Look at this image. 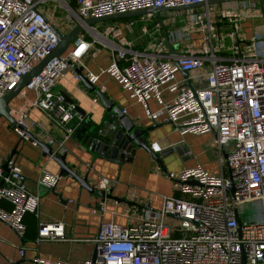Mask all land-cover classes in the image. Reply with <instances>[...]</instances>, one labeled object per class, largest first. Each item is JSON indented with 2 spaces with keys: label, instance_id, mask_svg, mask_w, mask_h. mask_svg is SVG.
I'll use <instances>...</instances> for the list:
<instances>
[{
  "label": "built area",
  "instance_id": "1",
  "mask_svg": "<svg viewBox=\"0 0 264 264\" xmlns=\"http://www.w3.org/2000/svg\"><path fill=\"white\" fill-rule=\"evenodd\" d=\"M70 1L0 0V97L57 44L47 23L55 27L54 11L49 12L41 5L52 2L54 6H63L70 21L77 23L88 17L208 0H73L74 8ZM204 17L210 38L219 37L217 31L213 32L209 6L193 13L181 29L195 28ZM94 29L93 25L86 27L60 58H51L23 87L20 92L32 91L33 99L10 106L14 132L21 139H30L24 131H29L31 126L28 119L31 107L53 115L60 125H65V137L84 122L86 113L57 83L72 69L68 59L78 63L94 47L99 39ZM119 33L115 32L112 37ZM175 33L186 37L179 31ZM166 35L171 42V32ZM229 36L232 44L236 40L245 43L241 32H232ZM103 43L112 49V55L101 73L113 78L139 102L147 118L171 123L181 135L212 133V145L219 150L221 169L214 173L196 163L169 171L166 176L180 195H161L158 210L131 208L127 213L131 221L125 226L100 222L95 236L86 239L94 243L95 256L81 264H242L243 256L244 264H264V38L257 40L253 36L243 51L230 57L219 55L216 47L211 46L200 52L188 47L170 55L166 46L138 50L110 39ZM203 68H206L203 75L190 77V72ZM182 71L188 72V76L184 77ZM85 76L92 84L99 78V74L93 73ZM74 79L80 80L76 72ZM187 79L190 85L186 84ZM192 80L200 82L199 85L193 86ZM151 100L158 106L154 111L149 107ZM93 101L97 102L98 98ZM228 144L232 148L226 151ZM6 162L7 171L0 164V221L22 237L26 229L24 216L37 214L40 196L28 189L21 167L11 158ZM223 165L227 167V174ZM59 179V174L44 170L39 187L52 190ZM110 182L109 178L99 175L93 188L105 190ZM3 201L8 204L7 208L1 205ZM247 202L257 206L262 219L243 221L240 218L238 208ZM99 209L103 211L104 207L99 204ZM166 217L177 222L167 225ZM41 240H67L64 223L40 222L35 242ZM19 252L22 255L24 251ZM33 261L71 264L63 259L41 257Z\"/></svg>",
  "mask_w": 264,
  "mask_h": 264
},
{
  "label": "crops",
  "instance_id": "2",
  "mask_svg": "<svg viewBox=\"0 0 264 264\" xmlns=\"http://www.w3.org/2000/svg\"><path fill=\"white\" fill-rule=\"evenodd\" d=\"M241 33L246 43L248 40L246 33L243 31ZM102 37L118 41L112 36ZM86 38L89 36L87 35ZM232 43L230 38L227 45L221 44L220 48L216 47V52L230 57L235 52L243 51L245 43L237 42V40L234 44ZM103 44V40L97 39L94 47L77 64L82 65L84 74H99L94 84L96 88L104 92L107 98L122 111L124 109V114L133 119L138 126L149 127L145 135L152 148L159 153L160 164L147 152L139 150L131 162L118 166L97 152L91 151L77 139L74 131L82 125L65 137V125H60L53 115H48L35 107L28 110V119L31 123L29 131L39 140L51 141L55 154L65 153L66 163L80 176L87 175V180L92 187L97 176H105L111 181L109 188L112 196L135 202L141 207L110 198H106L102 203L95 193H89L70 175H61L54 191L39 187V179L44 170L59 174L58 163L48 155H43L42 149L37 144H33L31 139H21L14 132L13 124L4 117H0V164L5 163L12 155L11 159L22 169L28 189L31 192H37L40 196L38 212L33 216L35 222L32 221L31 216L27 217L26 229L22 237L0 221V264H36L33 261L35 257L63 259L71 264H81L94 252V243L86 239L95 236L100 222L125 226L131 221L127 216L131 208L158 210L161 207V195H180L173 189L171 180L166 176L169 171H177L196 163L214 173H218L221 169L219 150L212 145V133L181 135L171 123L147 118L139 102L131 98L113 78L101 73V70L109 64L112 55V49ZM134 49L144 50V48L135 47ZM181 51L185 49L181 48ZM177 52L180 51L177 50ZM205 71L206 68H203L190 72L189 75L190 77L203 75ZM194 83L199 85L200 82L194 81ZM57 87L86 113L85 120L88 117L94 120L105 117L106 111L98 96L89 92L80 80L74 79L72 69L66 71L59 79ZM33 97L32 91L20 92L10 101L9 106H18ZM95 97L98 98L97 102L93 101ZM149 107L153 111L158 108L153 100L149 101ZM226 169L227 167L223 165L224 173L228 172ZM99 204L104 207L103 211L99 209ZM1 205L8 207L4 201ZM94 209L97 211L94 212ZM60 221L64 223L67 240L35 242L40 222ZM20 249L24 251L22 255L19 252Z\"/></svg>",
  "mask_w": 264,
  "mask_h": 264
},
{
  "label": "water",
  "instance_id": "3",
  "mask_svg": "<svg viewBox=\"0 0 264 264\" xmlns=\"http://www.w3.org/2000/svg\"><path fill=\"white\" fill-rule=\"evenodd\" d=\"M228 1H238V0H208L205 3H196L185 6L178 7H152L149 9H144L134 12H126L120 14H113L109 16L102 17H88L82 20V22H77L76 25L70 29L68 32H60L51 23L47 21L52 31L54 32L57 44L54 49L40 59L28 72L23 74L18 83L10 90H8L2 97H0V117H4L11 124H14V119L10 115V101L15 98L23 87L29 83L34 76H36L43 66L53 57L60 58L72 45V43L77 39V36L86 28L104 20H112L123 17H131L138 15H145L148 13L159 14L161 11L168 10H182V9H192L197 7H206L210 4L222 3ZM262 11L264 13V0H258ZM164 42L170 55L176 54V50L172 47L165 30H163ZM68 64H72V69L79 76L82 84L87 88L89 92H93L99 98V101L105 108L106 114L102 119L94 120L90 117L87 118L82 123V126L74 131V135L78 140H81L83 145L89 148L91 151L97 152L99 155L105 157L108 161L116 163L118 166L125 162H131L134 156L139 150L147 152L152 159L160 164V156L151 146L145 133L149 127L138 126L133 119L128 117L124 112L114 105V102L109 100L104 92L96 88L92 84L85 74L82 72V65L73 63L72 60L68 59ZM184 77L188 76V72L182 71ZM186 84L190 85L189 79L186 80ZM29 138L34 141L41 149L43 155H48L53 160H55L59 165V175H70L74 177L82 187H84L89 193H95L101 202H104L106 198L114 199L117 201H124L131 205L141 207V205L128 201L126 199L117 198L110 194L111 189L108 187L105 190H95L92 185L87 180V175L80 176L76 173L65 161V153L55 154L52 150V142H45L39 140L34 134L29 131H24ZM12 155H10L11 158ZM4 171H7V162L2 164ZM54 191V189H52ZM240 223H238L239 225ZM95 254H92L94 258ZM242 264H244V256L242 258Z\"/></svg>",
  "mask_w": 264,
  "mask_h": 264
},
{
  "label": "rangeland",
  "instance_id": "4",
  "mask_svg": "<svg viewBox=\"0 0 264 264\" xmlns=\"http://www.w3.org/2000/svg\"><path fill=\"white\" fill-rule=\"evenodd\" d=\"M49 12L54 11L52 21L61 32H68L76 23L70 21L69 15L65 7L49 2L47 5H41ZM210 19L214 28L213 32H218L219 37H211L207 32V20H204L195 28H186L185 22L191 15L200 13L205 10V7H197L192 9L168 10L161 11L159 14H153L152 17L145 15L123 17L112 20H104L95 23L94 30L101 36H113L115 32L120 31L116 40L123 42L132 48H144V50H158L160 47H165V42L162 37L163 29L166 32H171L172 47L177 51L188 48L197 52L211 47H219L221 44H228L230 41V32H245L246 37L250 40L253 36L257 40L264 38V13L261 6L256 3V0H238L209 5ZM224 17V18H223ZM161 23V24H159ZM235 24L237 26H235ZM143 28H146L144 31ZM179 31L186 37H180ZM82 32H85L83 30ZM248 34V35H247ZM179 44L181 48L179 49ZM193 86L197 85L193 81ZM232 144L225 147L226 151L231 150ZM227 170V169H226ZM227 174V171H226ZM238 213L243 221H254L262 219L257 206L253 202L242 204L238 208ZM167 225H173L177 222L176 219L166 217Z\"/></svg>",
  "mask_w": 264,
  "mask_h": 264
},
{
  "label": "trees",
  "instance_id": "5",
  "mask_svg": "<svg viewBox=\"0 0 264 264\" xmlns=\"http://www.w3.org/2000/svg\"><path fill=\"white\" fill-rule=\"evenodd\" d=\"M69 4H70L71 7L74 8V1H73V0H71V1L69 2ZM29 216H31L32 221L35 222L34 217H33L34 214H32V213H26L25 216H24V219H23V220H24V223L27 221V217H29ZM26 234H27V233H26Z\"/></svg>",
  "mask_w": 264,
  "mask_h": 264
},
{
  "label": "bare ground",
  "instance_id": "6",
  "mask_svg": "<svg viewBox=\"0 0 264 264\" xmlns=\"http://www.w3.org/2000/svg\"><path fill=\"white\" fill-rule=\"evenodd\" d=\"M96 36L99 38V39H101V40H103V41H105V39L101 36V35H99V34H96Z\"/></svg>",
  "mask_w": 264,
  "mask_h": 264
},
{
  "label": "flooded vegetation",
  "instance_id": "7",
  "mask_svg": "<svg viewBox=\"0 0 264 264\" xmlns=\"http://www.w3.org/2000/svg\"><path fill=\"white\" fill-rule=\"evenodd\" d=\"M256 3H258V0H256ZM259 4V3H258ZM260 5V4H259ZM224 18V17H223ZM163 35V33H161Z\"/></svg>",
  "mask_w": 264,
  "mask_h": 264
}]
</instances>
